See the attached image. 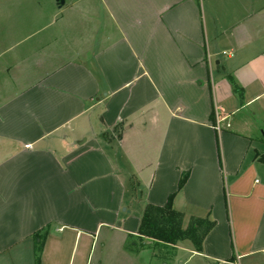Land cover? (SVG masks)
<instances>
[{
  "label": "crops",
  "instance_id": "0c3cea01",
  "mask_svg": "<svg viewBox=\"0 0 264 264\" xmlns=\"http://www.w3.org/2000/svg\"><path fill=\"white\" fill-rule=\"evenodd\" d=\"M0 57L1 264H264V0H0Z\"/></svg>",
  "mask_w": 264,
  "mask_h": 264
},
{
  "label": "trees",
  "instance_id": "16d2710c",
  "mask_svg": "<svg viewBox=\"0 0 264 264\" xmlns=\"http://www.w3.org/2000/svg\"><path fill=\"white\" fill-rule=\"evenodd\" d=\"M255 158L264 163V153L255 152ZM188 172H183L177 183V191H179L186 179ZM174 193H171L162 206L146 204L138 228V234L143 237L152 239V248L160 249V247L168 249L169 244H174L177 241L189 240L195 250H201L202 241L209 229L214 225V220L208 217H191L186 228L182 226L183 214L172 205ZM46 226L32 233L34 240V256L35 264H39L42 242L46 234ZM159 247V248H158ZM169 251L158 256L162 260H168L166 255Z\"/></svg>",
  "mask_w": 264,
  "mask_h": 264
},
{
  "label": "rangeland",
  "instance_id": "374dc122",
  "mask_svg": "<svg viewBox=\"0 0 264 264\" xmlns=\"http://www.w3.org/2000/svg\"><path fill=\"white\" fill-rule=\"evenodd\" d=\"M44 6V5H43ZM30 8V7H29ZM30 9H32V8H30ZM31 11V10H30ZM23 16H26V15H23ZM31 17V15L29 16V18ZM27 21H30L31 22V20H26L25 21V25H27V26H29L30 24V22L28 23ZM54 27V26H53ZM49 30H51V29H49ZM28 33V32H27ZM20 34V33H19ZM18 34V35H19ZM15 35L16 36H18L17 35V33H15ZM32 37H30L29 39H27L26 40V42H25V45L26 44H31V39ZM5 59H7V58H5ZM3 63V58L2 57H0V64H2ZM4 64V63H3ZM7 86L5 85V83H4V81H0V90H2V88H4L5 90L4 91H2V92H0V101H2V100H4L6 97H8V93H9V91H7V90H9L8 88H6ZM5 92V93H4ZM263 103H264V101H263ZM258 119H259V123H263V125H260V128H259V130H258V134H260L261 136H263L264 137V115H261V116H259V114H258ZM259 139H260V136L258 137ZM258 153H260V152H258ZM188 225V224H187ZM187 225H186V227H187ZM183 226V225H182ZM186 227H184V228H186ZM33 242H34V240H33ZM151 245H152V243H151ZM159 248V247H158ZM154 249V248H153ZM159 252V251H158ZM161 252V251H160ZM2 261H3V257L2 256H0V264L2 263ZM176 262L177 261H175L174 263H170V264H176ZM182 262L184 263V260L182 259ZM193 260L192 261H190V262H188V263H184V264H193ZM9 264H12V261H9Z\"/></svg>",
  "mask_w": 264,
  "mask_h": 264
},
{
  "label": "water",
  "instance_id": "95a60500",
  "mask_svg": "<svg viewBox=\"0 0 264 264\" xmlns=\"http://www.w3.org/2000/svg\"><path fill=\"white\" fill-rule=\"evenodd\" d=\"M57 3H59V5L63 4V0H55ZM165 264V263H162Z\"/></svg>",
  "mask_w": 264,
  "mask_h": 264
},
{
  "label": "built area",
  "instance_id": "2783aa9c",
  "mask_svg": "<svg viewBox=\"0 0 264 264\" xmlns=\"http://www.w3.org/2000/svg\"><path fill=\"white\" fill-rule=\"evenodd\" d=\"M221 121V119H219L218 117H216V122H217V125H218V123ZM263 251H264V249H263Z\"/></svg>",
  "mask_w": 264,
  "mask_h": 264
}]
</instances>
